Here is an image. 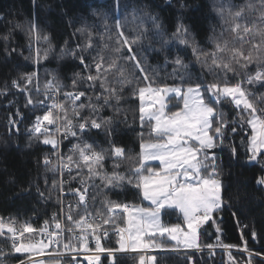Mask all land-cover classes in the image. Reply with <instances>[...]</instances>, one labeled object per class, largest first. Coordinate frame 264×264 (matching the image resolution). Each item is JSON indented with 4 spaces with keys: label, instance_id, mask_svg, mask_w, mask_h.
<instances>
[{
    "label": "snow or ice",
    "instance_id": "1",
    "mask_svg": "<svg viewBox=\"0 0 264 264\" xmlns=\"http://www.w3.org/2000/svg\"><path fill=\"white\" fill-rule=\"evenodd\" d=\"M172 0H165L171 4ZM36 4V0H33ZM113 13L115 16L114 27L116 29V47L113 49L115 56H105L101 52L92 55L95 51L92 43V32L89 30L88 40L83 45H77L75 49L68 50L67 54L79 60L80 64L88 69L86 75L74 74L71 87L73 91H65L64 102H58L51 93L60 94L64 87L55 77L46 82L44 88L45 100L34 103L31 96L27 104L33 107L36 104L46 108L42 116H37L30 133L35 134L37 139L42 138L44 145H51L56 149V159L53 161L48 155L43 157V164L46 168L56 170L59 164L61 177L65 170L69 174L68 180H53L51 189H59L61 198L66 194L64 184H70L79 178L80 187L69 188L67 194L78 198V205H83V212L73 217V209L69 204L66 219L70 225H64L57 221L55 230H49V224L45 221L43 227L34 228L31 223L24 222L17 226L14 219L5 220L0 217V236L6 237L8 250L0 248V264H8L9 259L15 255L19 264H59L62 255L60 250L67 252L69 264H78L77 255L81 252L92 253L85 259L89 264H100V253L107 252L116 264L115 254L145 251L148 249H165L171 247L176 249L201 250L199 243V229L209 221L215 220L214 213L223 211L224 207H231L224 200L223 157L219 156L214 149L223 151L228 148L231 159H237V150L230 142V135L235 134L238 128L250 126L251 135L247 141L246 151L248 153L246 163H258L264 169V93L259 96L249 91L246 86H259L264 89V0H244L242 4L236 5L228 0L227 3L214 5V11L227 25L225 31L231 34L232 42L225 39L223 43L217 42L212 52H204L196 46L194 38L188 27L178 17L174 32L169 34L161 21L159 15L152 14L146 10V6L130 9L133 23H138L140 30L132 35H125L121 21V0H113ZM180 9L187 6L180 3ZM128 8V5H124ZM127 19V16H125ZM108 16L105 15L102 21L104 36L110 37L112 25L107 23ZM150 22L151 31L160 44L156 48L148 36L149 29L144 27ZM16 28H24L28 41L29 52L33 51V42L43 41L49 47L44 49L41 56L39 48L35 49L33 62L38 63L41 58L47 59L49 51L52 50L50 35L41 34L35 22L30 26L16 24ZM83 32L85 29L77 30ZM223 35V33H221ZM10 33L4 36L7 42ZM144 41H148L147 45ZM173 41L186 47H192L196 59L205 65L209 72L216 77L211 83L201 86L188 84L184 86L185 74L188 65L177 53L169 59L170 45ZM247 46V47H245ZM108 47L107 44L104 45ZM92 51H89V50ZM135 49V50H134ZM163 55V64L149 65L146 51ZM15 52L16 49L11 50ZM22 54V53H21ZM64 49H61L63 56ZM86 54L90 57V63H85ZM11 55V52L8 53ZM29 59L28 56L24 57ZM255 64L254 73L247 69ZM172 65V71L167 76L178 77L181 80L180 86H169L163 83L160 72ZM93 70L94 73L93 74ZM235 76L243 75L235 83H230L226 77L228 73ZM24 82L23 86L17 80L12 81V86L21 92L29 91L28 85H33L36 80V73H23L19 78ZM160 80L161 83H157ZM83 82L94 95H87L85 91H77V84ZM132 86V95L139 99V124L143 129L149 128L148 136L143 131L137 133L140 138V151L136 155L126 154L122 147L113 146L111 155L113 159V171L111 174L103 170V162L106 150L97 151L92 144L81 141L69 149L65 157L60 153L62 139L71 137H82L93 129L101 130L107 136L117 131L114 125L115 118L122 114L121 101L124 99L125 86ZM143 85V86H141ZM155 85V86H154ZM39 93L38 82L34 85ZM7 88L0 89V95L6 94ZM207 101L205 100V94ZM146 94L150 103L145 105ZM172 94L173 97L183 99V109L165 113L166 104L164 97ZM85 97L87 103L81 101ZM47 99H52L51 105L46 104ZM80 101L79 104L76 102ZM70 102V109L65 107ZM221 104H231L236 110L234 120H229ZM158 105V107H157ZM105 108L113 110L112 116L102 115ZM87 109V115H81ZM54 110L57 114L54 116ZM69 111L71 115H69ZM18 116L23 119L22 113L17 109ZM75 121V123H74ZM127 123V119L123 120ZM9 124L16 126L17 121L9 120ZM55 125L54 131L49 126ZM17 132L19 128L17 127ZM226 139L229 143L226 144ZM31 147V143L27 145ZM74 156L78 157L74 160ZM159 161L162 167L159 169L148 166V161ZM131 161L127 174L117 169L120 163ZM73 168L76 174L73 175ZM87 169V175H83ZM99 178L102 185L94 183ZM48 181L45 180L47 185ZM257 185L264 188V176L257 181ZM41 199H50L51 190L46 196L38 184L31 185ZM89 188L93 190L91 196ZM135 189L138 195L150 202V207H142L137 204L117 202L107 198L101 201L104 212H97L95 215L88 210V201H95L100 191H113L116 189ZM24 191H28L25 189ZM165 209L178 210L184 220L186 228L180 224L168 225L162 222V211ZM117 218H120L124 226L117 225ZM53 220L56 217L53 216ZM105 225L116 226L118 236L115 248H105L101 245V239L108 236ZM68 232L70 238L61 241L62 232ZM220 229L217 227V232ZM29 234V235H25ZM42 238L37 239L36 236ZM253 240L256 239L255 230L251 232ZM46 237V238H43ZM90 237L95 240L94 250L89 247ZM170 242H175L171 244ZM217 243L220 244L219 239ZM55 248L58 253L53 256L46 252L50 247ZM225 249L235 247L231 244H221ZM204 247L212 250V244ZM244 251L248 252L245 241ZM48 255L49 259L36 260L34 256ZM261 256V253H255ZM190 264H197L192 256L187 257ZM230 261L235 264L234 258L229 252ZM156 257H145L140 255L139 264H155ZM245 264H253V254L249 252ZM264 264V261H262Z\"/></svg>",
    "mask_w": 264,
    "mask_h": 264
},
{
    "label": "trees",
    "instance_id": "2",
    "mask_svg": "<svg viewBox=\"0 0 264 264\" xmlns=\"http://www.w3.org/2000/svg\"><path fill=\"white\" fill-rule=\"evenodd\" d=\"M227 2L228 0H172L171 4H167L165 0H121L123 30L125 35L129 36L140 30L138 23L132 22L130 9L133 6H146L147 11L159 15L169 34L175 31L178 17L181 18L190 30L196 46L200 50L210 53L215 49L217 42L222 44L225 39H228L230 44L232 42L231 34L225 31L227 25L213 10L214 5ZM231 2L239 5L244 0H231ZM180 3H184L187 7L180 9ZM124 5H128V8H124ZM113 6V0H36L35 5L33 0H0V89L7 88V93L0 95V215L10 216L18 225L28 222L33 226H38L40 222L49 220L52 214L60 210L61 206L59 189H51L53 180L60 181L58 166H56V170H53L51 167L46 168L43 164V157L45 155L50 157L53 148L51 145H44L42 138L37 139L35 134L29 131L35 118L45 113V107L38 103L35 107L26 106L27 99L31 96L34 103L45 100L44 86L53 77L56 78L53 83L58 81L64 86L61 90L73 91L71 85L74 74L80 73L81 76H84L88 69H85L79 60L74 59L67 52L70 49H75L78 44H85L88 40L89 30L92 32V43L95 48V51L89 50L92 51V55H96L97 52H101L105 58L116 55L113 51L117 40ZM105 15L108 16V25L113 27L109 34L111 38L104 36L101 39L102 21ZM31 22H35L41 34L50 35L52 46L48 58H41L38 63L33 62L32 59L35 49L39 48L42 56L44 49L49 47L48 43L33 42V51L30 53L29 41L24 28L15 27L16 24L27 27ZM144 27L149 29L148 36L153 46L160 48V44L156 42L151 31L150 22H146ZM81 28L85 31L78 32L77 30ZM9 33L10 36L5 42L4 36ZM147 43L148 41H144L145 45ZM105 44L108 45L107 48L104 47ZM169 47V59L178 53L188 65L183 82L185 87L188 84L195 85L197 83L203 87L216 78L205 65L196 59L192 47L180 45L175 41ZM13 48L16 49L15 52L11 51ZM61 49H64L63 56ZM145 51L149 65L163 64V53L158 55L155 52H148L146 49ZM9 52L11 55H8ZM25 56H28L29 59L25 60ZM85 63H90V57L87 54ZM255 70V64L247 69L249 73H254ZM171 71L172 65H169L166 70L160 72L163 83L170 87L180 86L182 82L178 77L167 76V73ZM33 72H37V80L33 85H28L29 91L21 92L12 86L14 79L23 86L24 82L19 79L20 75ZM93 74H95L94 70ZM242 78L243 75L235 76L231 72L226 77L230 83H235L237 79ZM37 82L41 90L39 93L34 87ZM157 83L159 84L161 81L158 80ZM246 87L257 96L264 93V89L259 88L258 85ZM76 90L85 91L87 95H94L87 88V84L83 82L78 81ZM207 95L206 93V101ZM123 96L124 99L120 105L122 114L115 118L113 125L117 129L116 132L107 136L103 131L93 129L86 135L78 137L77 140H71L72 147L84 141L92 144L97 151L105 149L103 170L108 174L113 171L112 147H122L126 154L136 155L140 151V138L137 133L143 131L147 138L149 132L147 126L143 129L140 128L138 112L140 101L132 95L131 85L125 86ZM81 101L87 103L85 97H81ZM167 102L169 107L166 108V111L168 114L183 108L182 98L171 96ZM79 103L80 101H77V104ZM220 107L229 120L235 119L236 110L231 104H221ZM17 109L22 113L23 119L16 114ZM87 114V109L81 113V115ZM69 115H71L70 112ZM102 115L112 116L113 110L105 108ZM125 117L127 123L123 122ZM10 119L16 120L17 125L9 124ZM17 127L19 128L18 132ZM250 135V126L238 128L235 134L230 135V142L237 150V159L235 160L231 159L228 148L223 151L219 148L213 150L223 157V175L221 177L224 184L223 196L226 204H230L231 207L225 206L223 211L215 213V223L209 221L203 226L200 231L201 246L215 243L217 239L222 243L243 245L246 241L247 246L264 254V188L256 183L261 176H264V169L258 163H246L248 155L246 148ZM229 139H226V144L229 143ZM29 142L31 147H27ZM63 143L67 148L68 142L63 141ZM65 151L69 153L68 149ZM131 163V161L121 162L117 171L127 174ZM148 166L160 168L159 163H149ZM83 175H87V169H84ZM46 179L47 185L45 184ZM94 183L102 185L99 178H96ZM34 184H38L41 190L45 191L46 196L51 190V198L41 199L36 193L35 187H30ZM25 189L28 191H24ZM97 192L99 194L96 195L95 201L90 199L88 205V210L94 215L97 212H104L101 201L104 200L105 195L108 199L117 202L132 203L144 207L151 206L145 203L135 189L125 188L113 191L97 189ZM83 210L81 209L78 213ZM163 215L165 221L182 222L179 213L175 210L165 209ZM75 218H78L77 214ZM117 223L122 224L120 218H117ZM67 225H70L69 221ZM217 227L220 229L219 232L216 230ZM253 230L257 233L255 240L251 236ZM70 235L67 234V240ZM112 237L108 243H103L102 246L105 248L118 247ZM170 243L175 244L174 242ZM8 246V243L0 238V248L7 251ZM15 255L9 259L8 264H19ZM140 255L143 254L115 255L116 264H139ZM155 255L156 264H190L188 256H192L197 264H223L219 263L218 257L208 256L207 253L162 252L155 253ZM25 261H27L26 258ZM101 264H112V259L109 256L104 257ZM253 264H262V261L254 259Z\"/></svg>",
    "mask_w": 264,
    "mask_h": 264
},
{
    "label": "built area",
    "instance_id": "3",
    "mask_svg": "<svg viewBox=\"0 0 264 264\" xmlns=\"http://www.w3.org/2000/svg\"><path fill=\"white\" fill-rule=\"evenodd\" d=\"M51 95L58 102H64L65 101V97H64L63 93H60V94L51 93ZM51 103H52V99H48V102H46V104L49 105V106L51 105ZM65 107H68L70 109V102L69 103H66L65 104ZM45 111H46V109H45ZM56 114H57V112L54 110V116ZM49 128L54 131L55 125H51V126H49ZM94 130H96V129H94ZM77 139H78V137H71V136H69L67 139H62L61 146H60V153H62L66 157L69 153H66L65 150L68 149V152H69V149L72 148L71 140L72 141H75ZM63 141L64 142L65 141L68 142L67 148L64 147ZM50 157H51V159L53 158V160L56 159V149L53 148ZM74 158L76 159L78 157L74 156ZM57 166H58V176H59L60 180L61 179L68 180L69 174H68L67 170L64 171L63 176L61 177V174H60V171H59V164H57ZM72 174L73 175L76 174L75 168H73V173ZM63 187H64V191H65L66 194L62 198H61V194H60V199H61L60 210L58 212H55L54 214H52L49 220H46L48 222V224H49V230L50 231L51 230H55V223L57 221H59L62 224V227L64 225H67V222L68 221L66 219V213L68 212V206H69V204L72 206V209H73L72 214H73V217L74 218H75L76 214L81 209H83V205H80L79 207H77V205H78V198L76 196L71 195V194H67L68 193V189L70 187L71 188L80 187L79 178L77 180L72 181L70 184H64ZM92 192H93V190L91 188H89V194H90V196H91ZM89 203H90V199L88 201V205H89ZM53 216L56 217V220H53ZM0 217H2L5 220V222H7L10 219H12L10 216H5L4 217V216H1L0 215ZM44 223H45V221H42V222L39 223L38 226H33V227L34 228H41V227H43ZM17 226H19V225L17 224ZM105 228H106V230L108 232V236L106 238H102L101 239V245H102L103 242L108 243L111 236H114L115 235L116 237H118L116 235V226H113V225H105ZM67 234H69V233L66 232V231L65 232H62L61 237L66 236ZM25 235L27 236L29 234H25ZM32 235L36 236V234H32ZM61 237H60V239H61ZM0 238H2L3 240L6 241V237L5 236H0ZM36 238L39 239V238H42V237L36 236ZM43 238H46V237H43ZM231 245H233V244H231ZM89 247L92 248L93 250L95 248V240L92 237H90V240H89ZM54 249H55L54 246L53 247H50L49 250H48V253H52L53 256H57L58 253L56 251L54 252ZM250 251L251 252H254L252 250H250ZM250 251H248V252H250ZM229 252L231 254H235V252H237V253L239 252L240 255H242L244 257H247L248 254H249L248 252L244 251V247L243 248L242 247H233L231 249H225V248H223L221 246V244H218L217 247L214 250H212L210 253L212 254L213 257H218L219 258L218 259V261L220 260L219 263L232 264L233 262L228 259L229 258ZM131 253H133V252H131ZM90 254H92V253H83V252H81L80 254L77 255L76 258L77 259H85V257L87 255H90ZM252 254H253V258H256V257L260 258L259 256H255V253H252ZM59 255H62V257H63L62 259L64 260V259H68V255L69 254L67 252H65V253H59ZM261 255H262V260H264V254H261ZM44 256L47 257V258H49V256L47 254L44 255ZM106 256H108L107 252L100 253V263L102 262L101 259H103ZM232 257H234V256H232Z\"/></svg>",
    "mask_w": 264,
    "mask_h": 264
},
{
    "label": "rangeland",
    "instance_id": "4",
    "mask_svg": "<svg viewBox=\"0 0 264 264\" xmlns=\"http://www.w3.org/2000/svg\"><path fill=\"white\" fill-rule=\"evenodd\" d=\"M36 73V80H37V72H35ZM41 91V90H40ZM63 92H65L64 90H61V93H63ZM171 96H173L172 94H169V95H167V96H165L164 97V103L166 104V107H165V113L166 114H168L167 113V111H166V108H168L169 106H168V102H167V100L169 99V97H171ZM44 98H45V96H44ZM178 98H180V97H178ZM45 102H48V99L45 101ZM151 101H150V98L148 97V95L146 94V96H145V105L147 106L149 103H150ZM157 107H158V105H157ZM46 109V108H45ZM183 109V108H182ZM77 159V158H76ZM74 160H75V158H74ZM149 163H159L160 164V162L159 161H156V160H153V161H148L147 162V164H149ZM160 167H162V165L160 164ZM144 200V199H143ZM145 201V203L146 204H149L150 205V202L149 201H147V200H144ZM140 206H142V205H140ZM142 207H144V206H142ZM168 210H174V209H168ZM175 211H177L178 213H179V215H180V217H181V219H182V222L181 223H172V222H170V221H165L164 220V210L162 211V214H161V216H162V222L163 223H165V224H168V225H174V224H180L182 227H184V228H186V225L184 224V220H183V216H182V214L178 211V210H175ZM213 218H214V220H215V213L213 214ZM216 222V221H215ZM208 223V222H207ZM206 223V224H207ZM206 224H204V225H206ZM117 225L118 226H124L123 224H119V223H117ZM204 225H202L201 227H200V229H199V243H200V231H201V229L203 228V226ZM217 230V229H216ZM117 239H118V237H116L115 235L112 237V240L114 241V242H116L117 243ZM65 240H67V237L66 236H63V237H61V241L63 242V241H65ZM106 241V240H105ZM175 243V242H174ZM209 244H212V245H214L215 247L212 249V250H214L216 247H217V245L218 244H215V243H209ZM226 244H231V243H226ZM208 245V244H207ZM235 247H244L245 245H243V244H240V243H238V244H233ZM247 248H248V250L250 251V250H252V251H254V252H251V253H257V251L255 252V250H253L251 247H249V246H247ZM212 250H209L208 248H206V247H204V246H201V250H199V251H197V250H195V249H183V248H180V249H176V250H174V249H148V250H145V251H141V250H137V251H135V252H133V251H131V250H129V251H127V252H119V253H116L115 255H126V254H143L146 258L147 257H149V256H156L155 255V253H162V252H195V253H198V254H201V253H207V255L209 256V255H212L210 252L212 251ZM54 252H55V249H54ZM131 252H133V253H131ZM60 253H65L63 250H60ZM249 253V252H248ZM108 254V253H107ZM237 254V255H236ZM262 254V253H261ZM249 255V254H248ZM231 256H234L233 258H234V261H235V264H245V262L247 261V259H248V256L247 257H244V256H242V255H240V253L238 252H235V254H231ZM107 257V256H106ZM260 258H258V257H256V258H253V260L254 259H259V260H261V261H264V260H262V255L261 256H259ZM33 259H36V260H40V259H44V260H48L49 258H47V257H45V256H34L33 257ZM229 259V258H228ZM86 260L87 259H84V260H77L78 261V264H84V262H86ZM102 260V259H101ZM230 260V259H229ZM88 261V260H87ZM59 264H69V261H63V260H59ZM89 264V263H88ZM155 264H156V260H155ZM233 264V263H232Z\"/></svg>",
    "mask_w": 264,
    "mask_h": 264
}]
</instances>
